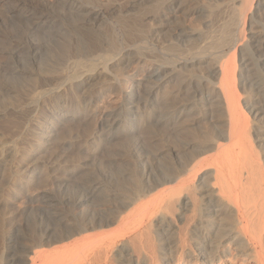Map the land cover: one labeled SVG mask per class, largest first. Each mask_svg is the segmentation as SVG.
<instances>
[{"label":"bare ground","instance_id":"6f19581e","mask_svg":"<svg viewBox=\"0 0 264 264\" xmlns=\"http://www.w3.org/2000/svg\"><path fill=\"white\" fill-rule=\"evenodd\" d=\"M38 1L41 6L37 1L0 0V19L45 34L56 25L45 14L59 9L85 25L75 40L63 41L60 60L74 67L64 81L51 86L30 68L0 66L16 87L33 84L29 102L37 104L26 107L28 112L20 103L0 108V264H224L236 257L264 264V87L253 72L264 73V0H150L153 13L143 21L125 19L114 42L103 36L105 21L119 12L109 6L110 0ZM145 1L129 0L124 9ZM204 7L209 16L227 10L226 21L215 29L213 20L205 24ZM188 18L202 22L184 25ZM161 26H172L165 42L180 40L183 47L174 49L171 41L159 47L165 43ZM134 27L137 35L130 31ZM201 33L211 34V40L201 44ZM6 37L2 42L8 49L20 47ZM10 85L0 83V97L17 99L19 91ZM50 100L53 105L45 114ZM21 110L24 117L18 114ZM7 125L14 126L13 134L10 128L3 131ZM58 136L86 153L85 161L98 154L121 170L134 165L129 151L137 145L159 143L155 158L167 162L133 187L127 181L123 186L130 187L129 194L119 202L109 197L108 181L96 183L93 176L92 182L89 173L82 181H71L81 187L75 212L92 213L97 192L108 203L93 211L97 216L90 213L77 221L79 211L71 225L67 213L57 211V204L67 201L57 193L71 185L69 172L82 167L78 161L50 166L55 165L49 154ZM118 190L123 195L126 189ZM14 192L20 201L11 196ZM36 210L51 213L54 232L29 236L20 243L21 254H11L15 239H10L9 220L18 212Z\"/></svg>","mask_w":264,"mask_h":264},{"label":"rangeland","instance_id":"374dc122","mask_svg":"<svg viewBox=\"0 0 264 264\" xmlns=\"http://www.w3.org/2000/svg\"><path fill=\"white\" fill-rule=\"evenodd\" d=\"M24 1L27 4H29V5L31 3H33V2L35 3L36 1H37L36 3L38 5H40V6L42 5V2H40L38 0H34V1L33 0H31V1L24 0ZM78 1H81L82 2L83 0H78ZM84 1H86V0H84ZM87 1L89 2V0H87ZM87 1L84 2V3L87 4ZM100 1H103V0H100ZM128 1L129 0H110L109 6L110 7L112 6L116 10L119 11V12H117V15H116V17L114 19H112L111 17H109V19H107L109 22L107 20L105 21L106 24H107V25H105V30H106L105 32L107 34H105L103 36L104 37L107 36L106 38H109L110 41H113L114 42V40L117 39V37H119V33L121 32L120 23L123 22L125 19H127V20H133V21H135V19H139L140 21H143V19L146 17L145 14L148 16L149 11H150V14L153 13L152 12L153 11V6H151L152 5L151 2H153V1L150 2V0L145 1L144 3L141 4L140 7L135 8V9L134 8H130V6L128 4L129 8L131 9V12L130 11H127V13H126L125 12L126 9L130 10L129 8H126ZM205 1L206 0H200V3H203L204 4ZM96 2H98V0ZM125 5H126V7H125L126 9H124V6ZM201 6H203V5L201 4ZM204 8H202V9H203V12L206 14L207 17H205V15L204 16L202 15L201 16L202 19L201 18L200 19L202 21H205L204 22L205 24H206V20H209V19L210 20H213L212 21V24L214 23L213 24V28L215 29V28L220 27L221 26L220 24H223L224 21H226L227 18L225 17V15H226L227 10L225 11V9L220 8L218 10H214L213 12H211L210 13V16H209V14L207 13L208 8H205V9ZM136 9H138L140 11L137 12L138 10H136ZM58 11H59V9H57V10L50 9L48 11V13L45 14V19L50 20L51 23L53 21H55V23H56L55 27L49 28L50 31H49V29H46L48 31V33L46 31H44V32H46L45 34L43 32L41 33V32H38V31H37L38 33L36 31H29L23 25H20V24L12 25V26H11V24H9V26H8V24L6 22H4V21L2 22V20L0 19V63H1L0 66L1 65L4 66L5 64H7L5 66H8V67L9 66L10 67H12V66L13 67H16V65H17V69H24L26 67L28 69L30 68L36 74H39L42 77L46 78L47 81H48V82L47 81L46 82L49 83L51 86H52V84H55L57 81L58 82L61 81L62 78H63L62 81L66 80L65 77H66L67 73L70 72L73 69H71V67H72V64L71 63L65 62L63 59L60 60L61 59V56H63L64 50H65V46L63 47V41L66 40V38H68V39L71 38V40H75L77 38L78 33L81 32L79 30L80 29L83 30L85 24H84V22H82V20H79L78 18L75 19V17H71L69 15L63 14V12L61 10L59 12ZM146 11H148V12L146 13ZM142 14H143V16H142ZM208 17H211V18H208ZM203 18L205 20H203ZM200 19L199 20H197V19L194 20V18H192V19L188 18L183 23H184V25L186 24V25L191 26V24H193L194 22H196V20L197 21H200ZM191 20L193 21V23H192ZM140 21L136 20V22H138L137 24L140 25ZM202 21H200V22H202ZM175 22L177 24L181 25V21H180V23H178L179 21H175ZM177 24H175L176 27H177ZM56 26H57V29H56ZM109 26L112 27V30H111V28ZM172 26H173V24H172ZM172 26L171 27L170 26H167V27L166 26H164V27L161 26V27H159L160 29L162 28L161 29V35H163L162 36V40L164 42L166 40V36L168 35V37H169V34L172 32L171 31L172 30L171 29ZM138 27L139 26L137 25V28ZM55 29H56L57 32L55 31ZM136 30H135V27H134V28H131L130 31H131V33H134V35H137L138 34V30H137V32H136ZM7 31L8 32L10 31L9 33H11V34H8ZM49 32H51V33H49ZM108 33L111 36V38L108 35ZM6 35L7 36H12L11 38L14 41V45L16 43L17 44L19 43L17 46H20V47H18L15 50L8 49V46H6L5 43L2 42L3 37H4V39L7 38ZM63 35L64 36L67 35L68 37H64ZM204 35H206V34H204ZM204 35L203 34L201 35L202 36L201 37L202 38L201 41H203V42H201V44H205V43H207L208 41L211 40V34H208L207 37L204 36ZM170 41H171V43H173V42L176 41V39L174 41L172 39H169V41L160 44L159 47L160 46H164L165 44L166 45L171 44ZM177 41H178L177 42L178 44L175 42L174 43L175 45H171V46H173L174 49H175V47H178L176 49H180L181 47H183V45L181 44L183 42L180 41V40H177ZM14 45H12V47H15L16 48L17 46H14ZM178 45H180V46L182 45V46L179 48ZM168 46H170V45H168ZM148 48L150 49L151 46H149ZM167 49L170 50V51L173 50V49H171V47H167ZM167 49L163 50L165 52L164 54H166ZM8 51H11L12 54L9 55L8 54L9 53ZM61 51H63V54L62 55H61V53H62ZM169 52L167 54H169ZM63 58H64V56H63ZM72 68H74V67H72ZM253 72H255L254 73V76H256V78L258 79V82H260L261 85L264 87V73L262 71H260V70L258 71V69L253 70ZM9 78H10L9 74H6L4 76V71L1 69L0 70V83H6L7 85H10L9 83H13L10 86H15L14 88H16L20 93L18 92L17 99H16V96H14L12 98H9L8 99V100H10L9 102L5 98L0 97V108H5V107L6 108H8V107L10 108L12 105H14L16 103L17 104L20 103L21 104V108L22 107H23V109L25 108L24 110L26 112L30 111V110H27L26 107H28V109H31V108H34L35 105H37V104H33L34 105L33 106L29 102L30 96L32 94L31 92H29V89L31 91V89L33 88V84L18 85V87H16L17 85H15L16 84L15 81L12 80V79H9ZM55 80H57V81H55ZM51 86H49V87L51 88ZM47 87L48 86H46L45 88H47ZM13 94L14 93H12L11 95H13ZM115 96L116 95L113 93L111 97L114 98ZM1 98H2V100H1ZM20 98H22V99H20ZM3 99H5L7 102H5ZM53 102H54V100L53 101L50 100L49 102H47L49 104H47V103L45 104V106L43 108L44 111H45L44 112L45 114H46V112H48L49 109H51V105H53ZM3 103H4V105H3ZM8 103H10V104H8ZM35 103H37V102H35ZM9 110L11 112V109H9ZM21 111H22V113L24 112L23 115H22L21 112H18V114L21 115V117H24L26 115V112L23 111V110H21ZM1 126H2V123L0 122V131H1ZM7 126H10V127H6L5 129L8 128L7 130H3V128H2V130L8 132L9 131V128H10V130L12 131L10 134H13L14 133V130H12V129H14L13 128L14 126H12V125H7ZM87 126H89V125H87ZM11 127H12V129H11ZM58 137H59L60 141L57 139L58 142H55V144L53 143V145H52V147H53L52 150L55 149L56 151L55 150L54 151L47 150L48 152H46V153L49 154L52 151L51 154H49V155H51L53 157L52 158L50 157L51 160H49V161L50 162L51 161L52 162L54 161L55 165L51 163L50 166L53 165L55 167L56 165H58V163H60V164H67L68 166H69V164L70 165H75V164L78 163L82 167V169H80V171L78 173H74L73 174V173H70L69 172V177H71V176H73V177L70 178V181H68L69 183L67 182V184H71L72 186L71 185H68L69 188H67V185H66V187H65L66 190L62 188L61 189L62 190L61 193H60V189L58 190V193H57V197L65 198V196H66V198L63 199V201H66V200L68 201V202L66 201V204H68V203L69 204H72V205H69V206L68 205L66 206V204H64L65 202H63L62 204H57V209H58L57 211L60 210L59 212H63L62 214H64V211H65L68 216H66V215H64V216L66 217V219L67 218L70 219V220L67 219V221L69 223H71V225L72 224H75V222H77L79 218L80 219H82V218L83 219H86L88 217V215L91 213L88 210L86 211V209H85V211L84 210L83 211L82 210L80 211V210H78L80 208H78V209H76V212L74 211V209H72L73 208V205L76 202V199H77V197L79 195V192L78 191L81 189V187L78 188L79 185L76 184L77 185L76 186L75 183H72L71 181H73V180L82 181L84 179V177L86 176V173H89L90 179L92 180V182L94 180V177L97 179V180L95 179L96 183L103 184L104 182L107 183V181H108V184L107 185H111V183H112V185L110 187L108 186L109 187L108 189H110L111 191L110 190H107V194L110 191L109 197H111L112 200L113 199H116V201L118 200L117 202H119L120 199L124 198L125 195H128L129 194L128 192L130 191V187L129 186L127 188L125 187V186H127V181H129L128 182V185H130L131 187H133L137 183V181L141 180V178H146V176L149 175V174L159 173L163 169L162 164L165 163V162H167V159L165 160L163 158L164 161L163 160L160 161V160H157L155 158L154 151L157 148L160 147V145H158L159 143L156 142V143L151 144L150 146L137 145V146H132L130 148V151H129V156H130L129 158L132 160V162H133L134 165L132 166V168H129L128 166H125V168H122V170H121V169L117 168L116 166L108 163L109 161L103 160V157H101L98 154L96 155L97 156L96 159H93V158L90 159L89 157H87L88 159H86V161H85V158L86 157H84L83 154H86V153H83V154L81 152L79 153L77 146L76 147H73V148L72 147H69L66 144V141H65L66 137L64 138V136H63V138H64L63 141L61 140L62 136H58ZM18 144L21 145L20 143H18ZM19 145H18V148H19ZM145 146L148 147V148H146ZM153 147H154V149L152 150ZM37 153L39 155H37ZM42 153H44V154H42ZM46 153L45 152H36L35 154H36V156H42L44 158H47V157H49V155L47 154L48 155L47 156ZM52 153H53V155H52ZM81 154L83 155V158L84 159L82 158V156L80 157ZM43 155H45L46 157L43 156ZM79 157H80V159H79ZM99 159H102V160L99 161ZM71 160H75V161L72 162L73 164H71ZM82 160H83V162H82ZM90 160H95V161H91L90 162ZM79 161H80V163H79ZM62 162H64V163H62ZM75 162H77V163H75ZM84 167H88V168H84ZM57 173L60 174V176L62 174L60 172H57ZM76 175H77L78 179L75 177ZM123 175H124V178H123ZM117 177H118V179H117ZM125 177H127L128 180L125 179ZM80 178H83V179L81 180ZM129 178H130V180H129ZM113 180L115 182H112ZM120 180L123 181V182H121ZM95 181H94V183H95ZM117 181H120V182H117ZM130 182L133 183V184H131ZM120 184H122V186ZM124 184H125V186H123ZM118 185L121 186L122 190L126 189L124 191L125 193H123V195L122 194L119 195L120 193L118 194V192H117V190H118L117 187H119ZM113 186H114V188H113ZM115 186H116V188H115ZM72 187H73V189H71ZM75 187H77L78 189L77 188L75 189ZM112 189H114V191ZM120 190L121 189H119L118 191H120ZM122 190L120 192H123ZM14 191H16V190H14ZM18 193H20V192H18ZM114 194H116L115 196H117V198L113 197ZM62 195H64V197ZM93 195H95V197L98 196L97 197L98 199L95 198L96 202L93 201L96 205L94 203L92 204V206L95 205L94 206L95 208L92 207V209H91V207H90V209L89 208L88 209L89 210H93V211H96L99 208L102 209L103 207L105 209V207L108 205V203L106 202L107 201V197L105 196V194L104 195L103 194H100L101 196H104V198H102L98 194V192L96 194H93ZM11 196H13V197L16 196L18 198V194L15 193V192L12 193ZM99 197H100V201H99ZM103 199H105V200H103ZM93 200H94V197H93ZM18 201H20L19 198H18ZM97 201H98V205H97ZM17 202H16V204H17ZM58 206L60 208H58ZM61 208H63V211H61ZM64 208L66 210H68L67 208H69L70 211L67 212ZM40 211H42V210H40ZM40 211L39 210H36V213L35 212L34 213L33 212H29L30 214L28 213V211H26V212H24L25 215H24V213L18 212L17 214H15L11 218V221L9 220V223L7 224V227L9 226L10 228H12L11 229L12 230V233L10 234V239L11 240H14L15 239L13 241V243H12V245H14V246L12 247V250H10L11 254H15V255L18 254L17 256H19L21 254L20 251H19V250H21V248H20V245L21 244L20 243H24L26 241V239L29 238V236L30 237H32V236H38L41 233L40 231H42L44 233V230H46V229H47L46 231L49 232V233H53L54 232L53 229H52L53 227L51 226V224H52V221L55 222V220L54 219H51V213H49V211H47V210H45V212L43 211L44 213H42V212L40 213ZM93 211H92L91 214L92 215H96L97 212H95L96 213L95 214ZM69 212H71V213L69 214ZM78 212L79 213L82 212L81 216L78 214ZM83 212L84 213L86 212L88 214H86V213L83 214ZM27 213H28V215H27ZM45 213H46V215H45ZM73 214H74V217H73ZM77 214L80 217H78ZM75 215L77 216V221L75 220V218H76ZM83 215H84V217H82ZM47 216H48V218H47ZM49 224H50V226H48ZM44 226H45V229H44ZM48 227H49V229H48ZM55 231H56V229H55ZM228 257H229V255L223 256L222 259H225V258H228ZM236 258H234L231 262L228 261V260H226V261H224V264H248L245 261L242 262V258H240V257H236Z\"/></svg>","mask_w":264,"mask_h":264}]
</instances>
